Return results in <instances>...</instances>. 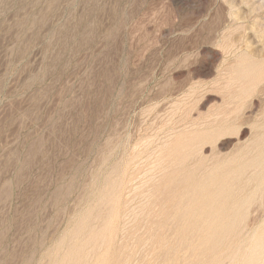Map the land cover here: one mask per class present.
I'll list each match as a JSON object with an SVG mask.
<instances>
[{
	"label": "rangeland",
	"instance_id": "1",
	"mask_svg": "<svg viewBox=\"0 0 264 264\" xmlns=\"http://www.w3.org/2000/svg\"><path fill=\"white\" fill-rule=\"evenodd\" d=\"M0 264H264V0H0Z\"/></svg>",
	"mask_w": 264,
	"mask_h": 264
}]
</instances>
